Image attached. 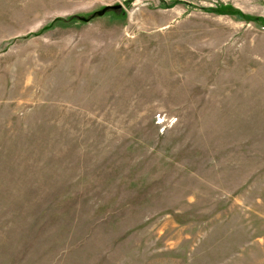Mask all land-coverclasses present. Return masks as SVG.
<instances>
[{
  "label": "rangeland",
  "instance_id": "obj_1",
  "mask_svg": "<svg viewBox=\"0 0 264 264\" xmlns=\"http://www.w3.org/2000/svg\"><path fill=\"white\" fill-rule=\"evenodd\" d=\"M0 264H264V0H0Z\"/></svg>",
  "mask_w": 264,
  "mask_h": 264
},
{
  "label": "water",
  "instance_id": "obj_2",
  "mask_svg": "<svg viewBox=\"0 0 264 264\" xmlns=\"http://www.w3.org/2000/svg\"><path fill=\"white\" fill-rule=\"evenodd\" d=\"M120 6L119 5H116V6H111V5H107V6H105L104 8H102V10H100V11H96L95 12V15H98V16H100V15H103L104 13H105V11L107 10V9H111V8H119Z\"/></svg>",
  "mask_w": 264,
  "mask_h": 264
}]
</instances>
